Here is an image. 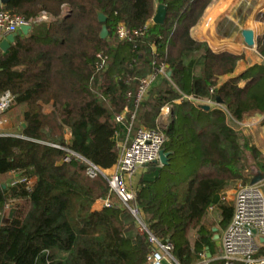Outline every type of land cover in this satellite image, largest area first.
<instances>
[{
    "label": "trees",
    "instance_id": "1",
    "mask_svg": "<svg viewBox=\"0 0 264 264\" xmlns=\"http://www.w3.org/2000/svg\"><path fill=\"white\" fill-rule=\"evenodd\" d=\"M155 1L167 9L162 24L151 23ZM213 1L9 0L3 5L28 20L41 13L50 20L32 23L31 31L0 50V95L13 94L9 110L24 105L25 124L17 135L0 136V175L17 174L11 185L0 187V213L17 201L0 223V264H146L148 235L119 199L92 209L96 200L110 196L107 182L88 178L76 159L63 162L65 150L53 146L110 169L119 151L115 118L125 108L122 123L133 134L144 126L167 137L162 146L167 163L147 165L133 200L147 230L173 244L178 264H195L203 252L213 257L208 208L213 206L217 225L225 229L233 209L220 203L221 195L237 182L248 183L236 160L238 136L227 119L264 114V63L222 80L234 73L243 54L214 50L192 34ZM98 11L106 16L104 39ZM257 19L262 24L256 50L264 60V11ZM119 23L145 30L119 40ZM98 53L107 58L102 68L96 67ZM160 63L170 75L158 78L136 106L139 79ZM216 98L223 108L206 110L194 103ZM164 106L170 107L168 122L159 124Z\"/></svg>",
    "mask_w": 264,
    "mask_h": 264
},
{
    "label": "built area",
    "instance_id": "2",
    "mask_svg": "<svg viewBox=\"0 0 264 264\" xmlns=\"http://www.w3.org/2000/svg\"><path fill=\"white\" fill-rule=\"evenodd\" d=\"M46 13H41L35 19H26L22 15L10 12L3 8L0 3V34L7 36L16 33L21 27L37 23L47 18ZM208 24L211 19H208ZM145 28L131 29L125 24L119 23L116 26V36L119 40H129L143 34ZM96 67L102 68L106 64V56L102 53L96 54ZM156 65V61H153ZM167 67L164 63L157 65L153 73L147 74L139 79L135 92V105L143 103L149 95L150 88L158 78L167 76ZM211 103L209 100H202ZM14 96L11 92L5 91L0 95V126L3 123V115L13 106ZM129 112L125 108L116 116L117 124H122L123 118ZM135 111L130 114L133 119ZM128 131H130V127ZM8 135L0 132V136ZM167 140L165 134L157 129L140 126L132 136H126L123 142L118 144V158L112 169H103L91 161L76 154L67 147L53 145L65 150L66 155L63 162L76 159L84 165L85 175L88 178H103L109 188L134 217L137 227L141 233H147L151 245L146 257V264H178L172 255L173 244L168 240H161L151 234L144 222L140 208L134 203L135 193L129 189L126 178L133 175L140 167L159 161V153ZM26 186L32 185V180H24ZM223 200V198H221ZM111 203L108 198L104 201V207ZM232 218L223 230L220 239L219 260L222 264H264V179L255 184H239L233 196ZM209 206L208 211H212ZM205 261V254H200Z\"/></svg>",
    "mask_w": 264,
    "mask_h": 264
},
{
    "label": "crops",
    "instance_id": "3",
    "mask_svg": "<svg viewBox=\"0 0 264 264\" xmlns=\"http://www.w3.org/2000/svg\"><path fill=\"white\" fill-rule=\"evenodd\" d=\"M243 0H215L206 10L205 15L202 19V21L196 25L193 30L192 34L194 35L195 38H197L199 41L207 42L210 48L217 50L219 48H223L226 51L233 53V54H243V59L239 61L236 70L234 71L233 74L231 75H224L222 77V80L228 79V77L233 76V75H238L242 73L243 71L247 70L250 66L254 64H263L264 60L261 57V55L257 52L256 47H254L255 52L258 54V57L256 61L253 62H248L247 61V56L244 53V50L238 45L234 44V38H227L224 37L221 33L220 30L218 29V26L223 17H228V13L233 10L235 6H238L242 3ZM159 5L158 1H155V8ZM253 14L249 21L251 20H256V28H253L255 32V40L257 38V31L260 29L262 21L257 19L258 13L264 11V0H261L259 2H256L253 5ZM218 13V17H214ZM211 17V18H210ZM211 19L210 24L213 21L212 27L208 30L204 28V21L207 22L208 19ZM50 20V17L47 16L46 19H42L38 22H48ZM152 21V20H151ZM232 22V18L230 19ZM217 22L216 26L215 23ZM208 26V25H207ZM210 26V25H209ZM208 26V27H209ZM215 26V27H214ZM244 29H251L250 27H245ZM242 29V30H244ZM242 30H241V35H242ZM31 31V30H29ZM28 31V32H29ZM6 36H3L0 34V42L5 38ZM243 37V36H242ZM244 42V40H243ZM11 45V44H10ZM9 45V46H10ZM246 45V44H245ZM247 46V45H246ZM154 50V48H153ZM198 72V70H197ZM244 82L241 81L240 85H242ZM202 100H208V99H201L194 101L195 104L199 105H208L211 109L214 107H220L223 108V105H219L213 101L211 103L204 102ZM210 101V100H209ZM23 111H24V105H17L11 110L7 111L3 115V123L0 126V132H4L8 135H17L19 134L20 127L24 124L23 121ZM170 114V107L169 106H164L161 109V116L164 118L166 115L169 116ZM227 124L235 130L238 136V145H239V153L236 156V160L239 164L242 165V171L248 175L247 173L250 174V179L248 180V183H250V180L258 173H260L264 179V114L263 115H257L249 118H245L244 120L240 122H235L234 120L227 119ZM126 125L124 123L118 125V132L116 133L114 140L118 144L120 143V138H121V130H125ZM126 131V130H125ZM112 169V167L110 168ZM108 169V170H110ZM149 172V169L147 166L140 167L136 170V172L126 178V183L129 189H131L134 193L138 190L139 184H140V179L141 177L147 175ZM245 175V176H246ZM17 177V174L14 172L7 173L5 175H0V187H7L8 185H11ZM248 177V176H247ZM260 180V181H261ZM247 183V184H248ZM241 184L240 182L236 184L235 189L238 187V185ZM231 190V189H230ZM229 191V190H227ZM236 191V190H235ZM234 192H232V195L234 196ZM224 192L222 193V195ZM221 195V198L223 196ZM220 198V203H224V198L221 200ZM233 200V199H232ZM17 201H13L9 205L5 207V209L0 213V223L5 222L8 220V214L11 211V208L13 207V203H16ZM233 205V201H232ZM230 205V206H232ZM104 208V200L103 199H98L94 202L92 209L99 211ZM212 212V211H210ZM215 229V230H214ZM224 230V229H223ZM216 231L217 227H212V240L215 241V248H216V253L213 255V257L210 259V254L208 252H203L205 254V261H203V258L200 255V260L197 261L195 264H210L211 260H219V254H220V239H221V234H217L218 237L216 238ZM223 232V231H222ZM202 254V253H201ZM209 254V256H208Z\"/></svg>",
    "mask_w": 264,
    "mask_h": 264
},
{
    "label": "rangeland",
    "instance_id": "4",
    "mask_svg": "<svg viewBox=\"0 0 264 264\" xmlns=\"http://www.w3.org/2000/svg\"><path fill=\"white\" fill-rule=\"evenodd\" d=\"M259 1H261V0H243L242 3L238 6V9H237V6H235L233 8V10L228 13V17H223L224 19H222V21L220 22V24L218 26L220 33L224 37L231 38V39L233 37H235L234 38V44L240 46L242 48V50H244V53L247 56V61L249 63L256 61L258 54L255 52V49L253 46H246L245 45V43L243 42V37L241 35V30L244 29L245 27H250L251 29L256 28V26H257L256 20L249 21V19L251 18L252 14L254 13L253 9H252L253 5ZM218 15L219 14L216 13L214 20H215V18L218 17ZM231 18L233 20L232 22L230 21ZM213 21L211 24L210 23L208 24V22H209L208 20H207V22L204 21V28L206 30H208V28L210 29V27H212L211 25H213ZM151 23H152V21H151ZM216 24H217V22L215 23V25ZM207 25L208 26L210 25V26L208 27ZM114 37H115V35H112L111 37H109V39H108L109 42H113L115 40ZM155 85H156V82L150 88L149 94H151L152 90L155 88ZM168 118H169L168 115H166V117H164V118L160 115L158 117V119L156 120V122L159 124H162V123L166 124L168 122ZM159 126H161V125H159ZM125 130H121L122 132H121V138H120L121 141L120 142H123L126 136L130 137L133 134V131H131V130L129 132H127L128 128H126ZM247 174L248 175L245 174L246 175L245 178L248 181L251 176L249 173H247ZM237 183H239V182H237ZM236 184L233 185L231 190L225 191L224 194L222 195L224 198V203H223L224 205H227V206L232 205V201H233L232 200L233 199L232 192H234L236 190L235 189ZM109 194H110V196L107 197L108 201L110 203L115 202L116 201L115 199H117L116 196L113 193H109ZM105 199L106 198H103L104 201H105ZM209 221L212 222L213 227H217L216 234H221L223 229L217 225L218 216L216 213H214V211L209 214Z\"/></svg>",
    "mask_w": 264,
    "mask_h": 264
},
{
    "label": "water",
    "instance_id": "5",
    "mask_svg": "<svg viewBox=\"0 0 264 264\" xmlns=\"http://www.w3.org/2000/svg\"><path fill=\"white\" fill-rule=\"evenodd\" d=\"M8 2H9V0H0V3L2 5H6ZM166 14H167L166 6L163 4L157 5L155 14L152 17V22L154 24H162L166 18ZM97 19H98V22L102 24V27H101V30L99 33V37L104 39V38H106V36L108 34L107 28L104 24L106 21V16L102 12L98 11L97 12ZM30 29H31V25H25V26L21 27L18 32L7 35L0 42V50L5 52L9 48V45L14 42V40L18 34H20V33L26 34ZM242 36H243L244 43L247 46L256 47L254 30L244 29V30H242ZM168 75H170V72H168ZM216 103L219 105H222L221 99L216 98ZM202 107L206 110H208L210 108L208 105H202ZM23 126H25V124H23ZM167 156H168V153H166L163 149H161L160 153H159V162L161 165H164L167 163ZM262 178H263V176L260 173H258L250 180V184H255L258 181H260ZM215 237L217 238L218 235L216 234ZM260 241L264 242V238H260ZM208 256H209V254H208Z\"/></svg>",
    "mask_w": 264,
    "mask_h": 264
},
{
    "label": "bare ground",
    "instance_id": "6",
    "mask_svg": "<svg viewBox=\"0 0 264 264\" xmlns=\"http://www.w3.org/2000/svg\"><path fill=\"white\" fill-rule=\"evenodd\" d=\"M215 26H216V25H215ZM215 26H214V27H215Z\"/></svg>",
    "mask_w": 264,
    "mask_h": 264
}]
</instances>
